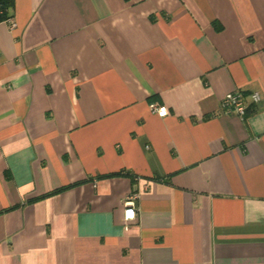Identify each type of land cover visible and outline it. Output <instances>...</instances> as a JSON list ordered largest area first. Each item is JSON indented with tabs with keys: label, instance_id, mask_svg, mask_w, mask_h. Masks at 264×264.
<instances>
[{
	"label": "crops",
	"instance_id": "crops-1",
	"mask_svg": "<svg viewBox=\"0 0 264 264\" xmlns=\"http://www.w3.org/2000/svg\"><path fill=\"white\" fill-rule=\"evenodd\" d=\"M4 13L0 264H264V0Z\"/></svg>",
	"mask_w": 264,
	"mask_h": 264
},
{
	"label": "built area",
	"instance_id": "built-area-1",
	"mask_svg": "<svg viewBox=\"0 0 264 264\" xmlns=\"http://www.w3.org/2000/svg\"><path fill=\"white\" fill-rule=\"evenodd\" d=\"M0 12L4 13L2 6L0 4ZM11 28H15L16 21L14 18L10 17L7 19ZM262 101V95L259 91H254L250 95H245L241 90H236L230 92L226 95L222 101L221 108L226 114H235L241 118H245L248 113L249 108L252 104H258ZM153 111L161 117L169 115V108L166 105H156L153 106ZM137 195L132 194L125 200V222L128 228V223L136 218V200Z\"/></svg>",
	"mask_w": 264,
	"mask_h": 264
},
{
	"label": "trees",
	"instance_id": "trees-1",
	"mask_svg": "<svg viewBox=\"0 0 264 264\" xmlns=\"http://www.w3.org/2000/svg\"><path fill=\"white\" fill-rule=\"evenodd\" d=\"M0 4L2 6V9L4 10V15L3 18H6L7 15V11L9 8H11L14 4V0H0Z\"/></svg>",
	"mask_w": 264,
	"mask_h": 264
}]
</instances>
